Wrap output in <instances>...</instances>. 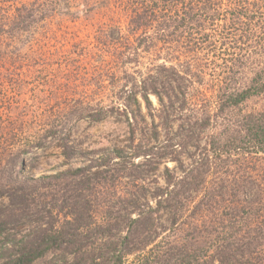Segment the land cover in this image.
<instances>
[{
    "label": "trees",
    "instance_id": "trees-1",
    "mask_svg": "<svg viewBox=\"0 0 264 264\" xmlns=\"http://www.w3.org/2000/svg\"><path fill=\"white\" fill-rule=\"evenodd\" d=\"M211 2H125L128 9L132 8L131 15H128L127 37L142 35L136 47L142 46L145 54L156 47L158 51L161 48V52L172 56L174 44L178 43L193 52L199 44L210 45L217 40L220 41L222 55H228L225 52L227 48L232 50L222 62L220 85H217L214 97L216 111L205 112L201 119L189 122L188 131L183 135L184 147L194 145L191 155L194 164L184 170L177 180L166 171L167 184L150 192L145 185L136 184L141 171H138L135 159L142 154L150 167L148 156L152 152L141 153L139 144H130L133 152L128 164L122 161L127 151L115 150L95 165L97 171L89 177L86 173L93 167L31 177L29 183L45 185L49 190V199L34 195L44 203L39 211H44L43 219L47 218V223L37 232V237L34 235L12 245L0 264H32L54 254L64 257L62 264L69 262L68 257L73 261L70 264H264V0H224V3L218 0V7L224 4L231 9L228 23L222 26L229 27L216 34L215 40L204 31L198 34L189 31L198 24L202 25L203 20L200 23L198 16L210 13L214 6ZM31 4L25 1L16 7V12L21 14L17 23L13 21L15 12L10 16V37L13 36V29L24 33L31 28L30 20L34 16ZM208 15L211 18L206 22L213 26L216 18ZM1 20L0 17V38L7 27ZM191 25L193 28L189 29ZM183 35L186 41L181 43ZM234 51L237 52L233 54ZM166 57L169 58L168 55ZM162 69L168 78L158 72L146 78L143 86L141 96L148 111L151 109L149 93L158 96L164 90L170 104H173V97L179 100L177 94L181 93L185 101L181 88L188 74L181 76L171 67L162 66ZM171 82L177 86L171 85ZM166 89H170L169 94ZM177 89L179 93H175ZM128 99L137 103L135 95H130ZM158 100L163 102V99ZM250 101H255L258 107L245 112L243 107ZM138 114L141 115L140 108ZM135 130L130 126L132 141ZM55 132V128L51 127L49 134L54 135ZM59 139L63 145V157L70 160L75 155L73 147L65 139ZM45 144L46 141L37 138L32 146L41 149ZM25 146L26 143L23 148ZM11 150H1L8 153L4 161L0 159V185L19 214L11 215L9 221H14V218L25 221L28 214L24 208L32 214L29 209L32 197L24 191L14 193L16 188L23 189L14 186L27 184L21 176L26 167L21 155L27 154L30 149L14 153ZM115 160L123 163L120 167L123 177L117 176L112 185L105 186L115 190L119 184L128 185L131 191L124 195H128L127 200L134 198L135 206L128 205L123 215L125 219L114 216L110 207L107 209L106 206L107 210L99 214L103 206L98 205L95 196L91 197L94 189L104 186L99 180L105 178L110 171V163ZM178 166L183 168L182 164ZM124 177L128 178L126 183L121 181ZM67 184L72 185L71 191L60 198L59 193L66 192ZM9 185H12L13 191L8 190ZM161 210H167V226L160 223L157 217ZM39 211L34 210L33 213L38 214ZM7 224L0 221V234L6 232ZM113 230L118 232L114 236L111 234ZM159 231H167L166 237L159 245L148 249V238ZM7 242L13 240L7 239Z\"/></svg>",
    "mask_w": 264,
    "mask_h": 264
},
{
    "label": "rangeland",
    "instance_id": "rangeland-1",
    "mask_svg": "<svg viewBox=\"0 0 264 264\" xmlns=\"http://www.w3.org/2000/svg\"><path fill=\"white\" fill-rule=\"evenodd\" d=\"M25 1L32 3L34 16L30 20L31 28L24 33L13 29V36L10 37V16L15 12L13 21L17 23L21 14L16 12V7ZM126 1L0 0L1 21L7 25L0 38V159L4 161L8 153L1 152L2 149L12 148L11 153L30 149L27 154L21 155L26 162L21 176L27 180V184L15 185L23 189L16 188L14 193L24 191L32 197L29 204L32 214L24 208L28 214L25 221L19 218L9 221L11 215L19 214L17 208L14 209L9 203L0 185V221L8 223L6 232L0 234V262L7 257L12 245L34 235L37 237V232L47 223V218L43 219L44 211H39L44 203L35 196L49 199V190L45 185L29 183L31 177L93 167L86 173L89 177L97 171L95 165L115 150L127 151L122 161L128 164L133 152L130 144H139L141 153L152 152L147 160L150 167L142 154L135 159L138 171H141L136 184L145 185L150 192L167 184L166 171L177 180L184 170L194 164L191 160L194 145L184 147L183 135L188 131L189 122L201 119L205 112L216 111L214 97L216 87L220 85L218 81L222 76V62L231 55L232 50L227 48L225 52L228 55H222V47L217 40L210 45L199 44L193 52L178 43L174 44L172 56L168 52H161V48L158 51L156 47L145 54L142 46L136 47L142 35L127 37L128 15H131L132 8L126 7ZM217 2L212 0L214 6L208 13L216 18L213 26L206 22L211 17L202 14L198 16L200 23L203 20L202 25H196L198 30L194 28L189 31L195 34L204 31L215 40L216 34H221L229 27L222 26L228 23L231 8L227 9L224 4L218 7ZM185 38L183 35L181 43L186 41ZM162 66L173 68L181 76L188 74L181 88L185 101L181 93L177 94L179 100L172 98L173 104L167 101L164 90L158 96L149 93L151 109L148 111L141 96L143 86L146 78L158 72L168 78ZM194 73L196 75L192 76ZM172 83L174 86L175 83ZM166 92L169 94L170 89H166ZM130 95H135L137 103L129 101ZM158 98L163 99V102ZM257 107L255 101H250L243 108L246 112ZM130 126L136 129L134 141L131 139ZM51 127L56 130L54 135L49 134ZM60 137L74 149L75 155L70 160L63 157ZM37 138L46 141L41 149L32 146ZM25 143L27 146L23 148ZM115 161L110 163L111 168L105 178L99 180L104 186L94 189L91 197L95 196L98 205L103 206L99 208V214L110 207L114 216L125 219V209L129 204L134 205L132 200H135H127L128 195H124L131 191L128 185L119 184L115 190L105 186L112 185L117 176L123 177L120 172L123 163ZM115 164L120 165L117 167ZM179 164L183 165L182 169ZM127 180V177L121 179L122 183ZM66 186V192L59 193L60 198L71 191L72 185ZM66 186L62 185L63 188ZM8 190L13 191L12 185H9ZM34 210L39 211L38 214L33 213ZM157 217L164 226L169 224L167 210H161ZM117 233L115 230L111 232L113 236ZM166 235L167 231H159L148 238V249L159 245ZM7 239L13 242H7ZM63 259L60 254L47 255L32 264H62ZM67 262H73L71 257H68Z\"/></svg>",
    "mask_w": 264,
    "mask_h": 264
}]
</instances>
